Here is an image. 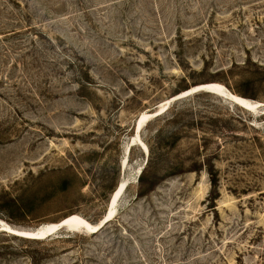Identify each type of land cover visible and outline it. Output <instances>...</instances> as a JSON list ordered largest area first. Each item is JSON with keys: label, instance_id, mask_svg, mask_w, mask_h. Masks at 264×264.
<instances>
[{"label": "rangeland", "instance_id": "rangeland-1", "mask_svg": "<svg viewBox=\"0 0 264 264\" xmlns=\"http://www.w3.org/2000/svg\"><path fill=\"white\" fill-rule=\"evenodd\" d=\"M205 83L264 104V0H0V219L96 224L126 181L0 264H264V105L171 100Z\"/></svg>", "mask_w": 264, "mask_h": 264}, {"label": "bare ground", "instance_id": "bare-ground-1", "mask_svg": "<svg viewBox=\"0 0 264 264\" xmlns=\"http://www.w3.org/2000/svg\"><path fill=\"white\" fill-rule=\"evenodd\" d=\"M196 88H210L211 92H209V93H213V94H217L219 96L225 97V98L229 99L230 101H232L233 103H235L236 105H238L244 109H247L249 111H256L258 108H260L261 105H264L261 102L251 101V100H248L246 98L240 97L236 94H233L232 92L226 90L225 87L220 83L198 84L196 86H192L188 90L181 92L178 97L182 98V97L188 96V94L191 93L190 90L196 89ZM198 91L206 92V90H204V89H201ZM171 100H172V97H171ZM171 100L168 99L167 101H165V103L162 102L163 104L155 112H153L151 114H148L145 112L140 113V115L137 117V120H136V123L138 122V124H139V129L137 130L136 135L133 136L132 144H134V143H138L139 145L142 144L144 149L147 150L146 145L141 140V137H138V134H140L142 126L145 125V122L148 119L153 118L155 116V114L159 113L160 111H161L160 113H163L167 109ZM136 123H135V125H136ZM136 140L137 141L139 140V141L137 142ZM125 186H126L125 180L121 181L118 184L115 191L112 193V195L110 197L109 210L106 212V214H104V217L98 223L91 224L85 218L79 216L78 214H72V215H69V216L61 219V220H64V222L66 223V229L65 230L70 231V232H82V233L86 232L88 234L97 233L100 229L99 230H96V229L98 228V226L100 225V223L104 219H109L108 222H110L111 220L114 219L115 212H116L115 206H116L118 200L120 199L121 195L123 194V192L125 190ZM57 224H58V222L57 223L53 222V223H47V224L40 225L39 227H37L34 230H32V229L31 230H20V229H16V228L9 226L8 224H6L4 221H2L0 219V229H2L3 231H8L11 234H14V235L20 236L22 238H26V239H33L30 237L36 236V238H34V239H37V240H40V239L43 240V239L49 237L50 235L49 236H46V235L49 232H51L53 229H55ZM22 233H24L25 235L23 236Z\"/></svg>", "mask_w": 264, "mask_h": 264}, {"label": "water", "instance_id": "water-1", "mask_svg": "<svg viewBox=\"0 0 264 264\" xmlns=\"http://www.w3.org/2000/svg\"><path fill=\"white\" fill-rule=\"evenodd\" d=\"M201 89H204V90H206V92H211V90H210V88H196V89H191L190 90V92L191 93H189L188 95H190V94H192V93H195V92H199L198 90H201ZM179 96V94L178 95H176V96H174L173 98H172V100H176V99H178V98H180V97H178ZM261 106H263V105H261ZM161 112V111H160ZM157 113V114H155V116H158L159 114H161V113ZM154 116V117H155ZM139 129V124H138V122L136 123V125H135V131H136V133H137V130ZM138 137H140V134H138ZM142 145V144H141ZM142 147H143V145H142ZM144 148V147H143ZM111 205V204H110ZM109 221V219H104L101 223H100V225L98 226V228L96 229V230H99V229H102L106 224H107V222ZM62 229H66V223L64 222V220H61V221H59L58 222V224H57V226L55 227V229H53L51 232H49L46 236H49V235H52V234H54V233H56V232H58V231H60V230H62ZM22 235L24 236L25 234L24 233H22ZM34 236V235H33ZM30 238H36V236H34V237H30ZM37 240V239H36Z\"/></svg>", "mask_w": 264, "mask_h": 264}, {"label": "trees", "instance_id": "trees-1", "mask_svg": "<svg viewBox=\"0 0 264 264\" xmlns=\"http://www.w3.org/2000/svg\"><path fill=\"white\" fill-rule=\"evenodd\" d=\"M70 215H72V214H70ZM69 216V215H68ZM67 217V216H66ZM65 218V217H64Z\"/></svg>", "mask_w": 264, "mask_h": 264}]
</instances>
